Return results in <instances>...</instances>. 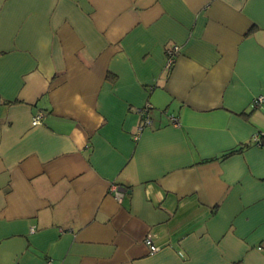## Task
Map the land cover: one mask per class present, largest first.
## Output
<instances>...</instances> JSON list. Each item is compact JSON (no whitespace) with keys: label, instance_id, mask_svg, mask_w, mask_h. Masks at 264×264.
I'll list each match as a JSON object with an SVG mask.
<instances>
[{"label":"crops","instance_id":"1","mask_svg":"<svg viewBox=\"0 0 264 264\" xmlns=\"http://www.w3.org/2000/svg\"><path fill=\"white\" fill-rule=\"evenodd\" d=\"M259 97L264 0H0V264H264Z\"/></svg>","mask_w":264,"mask_h":264},{"label":"built area","instance_id":"2","mask_svg":"<svg viewBox=\"0 0 264 264\" xmlns=\"http://www.w3.org/2000/svg\"><path fill=\"white\" fill-rule=\"evenodd\" d=\"M168 52V59H167V68H171V66L173 65L174 61H175V57L179 52V46L178 45H173L170 46L167 50ZM263 97H259L255 100L254 105L260 104L263 101ZM150 109H151V105L147 104L145 107H143L142 109H140L139 114L141 116V121L138 127V133L137 135H139V133L145 128V127H150L154 125V120L152 119V117L150 116ZM42 118L43 115L41 113H37L34 117H33V125H39L42 123ZM174 123H177V118L173 117L172 118ZM254 141L257 143V145H261L260 143V136H256L254 138ZM110 191L114 193L115 197L118 199H121V197L123 196V189L120 185L117 184H113L110 186ZM145 243L149 246L150 251L152 253H154L155 251H157L159 249V247L157 245L154 244L153 241V237L151 235L147 236L145 239Z\"/></svg>","mask_w":264,"mask_h":264},{"label":"trees","instance_id":"3","mask_svg":"<svg viewBox=\"0 0 264 264\" xmlns=\"http://www.w3.org/2000/svg\"><path fill=\"white\" fill-rule=\"evenodd\" d=\"M167 50H168V49H167ZM175 59H176V57H175ZM255 143H256V142H255ZM260 143H261V145H264V135H262V136L260 137ZM256 144H257V143H256ZM261 145H260V146H261ZM242 150H243V147H240V148H238V149H233V150L227 152L226 154H224L222 157L225 158V157L231 156L232 154L237 153V152H240V151H242Z\"/></svg>","mask_w":264,"mask_h":264}]
</instances>
